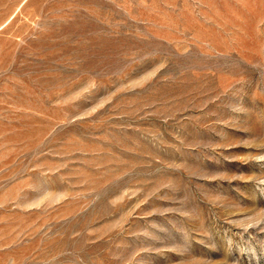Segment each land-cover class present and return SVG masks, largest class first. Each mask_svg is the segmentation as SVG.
Instances as JSON below:
<instances>
[{
    "label": "rangeland",
    "instance_id": "1",
    "mask_svg": "<svg viewBox=\"0 0 264 264\" xmlns=\"http://www.w3.org/2000/svg\"><path fill=\"white\" fill-rule=\"evenodd\" d=\"M0 264H264V0H0Z\"/></svg>",
    "mask_w": 264,
    "mask_h": 264
}]
</instances>
